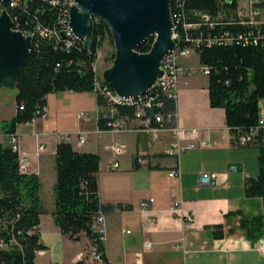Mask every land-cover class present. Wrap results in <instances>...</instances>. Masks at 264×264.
Listing matches in <instances>:
<instances>
[{
  "label": "crops",
  "instance_id": "1",
  "mask_svg": "<svg viewBox=\"0 0 264 264\" xmlns=\"http://www.w3.org/2000/svg\"><path fill=\"white\" fill-rule=\"evenodd\" d=\"M191 59H183L181 64L191 66ZM45 100L43 117L16 127L21 149L28 156L26 172L36 174L41 184L43 212L38 233L45 249L36 253L35 264H41L39 257L44 258L42 264H90L88 239L67 238L52 215L55 148L66 141L56 135L78 130L87 132L86 142L78 145L74 135L66 142L77 152L99 157L96 184L100 203L107 209L103 248L109 264H264V223L262 236L256 240L245 238L239 229L240 214L262 215L264 221L261 199L244 195L245 180L257 176V149L254 145L239 147L232 141L224 110L209 106L207 76H179L175 116L177 124L201 129L202 137L211 146L182 152L177 159L164 152L172 142L169 132L151 141L143 131L100 130L99 117L106 108L97 103L95 91L50 93ZM258 108L261 114L264 99L259 101ZM70 111L73 117L68 123ZM14 112L15 102L12 116ZM131 124L141 129L138 120ZM115 141L124 144L120 154L108 148ZM0 142L8 144L3 132ZM36 145L43 146L38 156ZM114 163L117 168H112ZM231 165L236 166V172H228ZM175 168L179 176L169 177V171ZM201 170L218 174L217 183L199 186ZM150 198L151 207L141 211L140 201ZM175 202L177 213L171 211ZM217 232L222 237H215ZM177 243L181 246L176 247ZM75 244L79 246L77 250Z\"/></svg>",
  "mask_w": 264,
  "mask_h": 264
},
{
  "label": "trees",
  "instance_id": "2",
  "mask_svg": "<svg viewBox=\"0 0 264 264\" xmlns=\"http://www.w3.org/2000/svg\"><path fill=\"white\" fill-rule=\"evenodd\" d=\"M235 6V0L229 6L223 5L225 21L213 30L201 25L195 31L206 33L208 30L211 35L228 32L234 38L232 43H216L199 49L196 54L200 66L209 67V106L224 110L225 124L232 141L235 143L240 134L254 133L252 145L257 149L258 171L255 178L245 180L244 195L246 198H260L264 207V127L258 126V103L264 99V37L256 43L246 44L237 38L244 26L227 22L233 19ZM221 8L220 0H173L171 3L172 14L174 11L186 21L192 20L193 10L206 12L215 18ZM1 9L10 15L14 29L23 33L33 30L37 23L43 27L59 28L63 14L62 5H51L48 0H21L15 6L6 2L1 4ZM177 32L181 37L182 29L178 27ZM91 38L89 50L77 42L66 48L63 42L55 39L37 35L32 38L31 52L16 79L14 115L1 122L5 135L15 133L18 125L32 121L36 112L45 106V98L50 93L95 91V83L99 80L94 71L97 52L104 40L110 38L103 21L97 20L93 24ZM152 42L153 37H149L136 50L146 53ZM95 93L97 103L104 104L106 108L105 114L99 117V128L107 130L108 105L98 92ZM148 93L152 103L146 110L147 115L160 113L166 117L175 113V100L160 91L154 92L153 88ZM133 110V107L116 106L118 116H132ZM98 169V155L77 152L66 141L58 143L55 148V209L52 215L64 236L78 241L83 235L89 243H97L103 259L107 261L103 243L96 240L90 229L93 217L107 210L99 200ZM40 187L38 176L21 172L17 153L8 144L0 142V264H35L36 253L45 249L38 233L39 216L43 212ZM263 223L262 215L240 214L239 229L245 238L256 240L262 236ZM222 235L217 232L214 236Z\"/></svg>",
  "mask_w": 264,
  "mask_h": 264
},
{
  "label": "built area",
  "instance_id": "3",
  "mask_svg": "<svg viewBox=\"0 0 264 264\" xmlns=\"http://www.w3.org/2000/svg\"><path fill=\"white\" fill-rule=\"evenodd\" d=\"M51 5H62V16L59 20L60 26L57 27H43L40 24H35L33 30L25 33L29 35L31 39L37 35L42 38L55 39L56 41L63 42V46L69 48L73 45V33L71 29H65L64 16L67 8V0H48ZM222 8L218 12V16L212 18L206 12L193 10L192 20L186 21L180 19L178 15L173 11L174 25H173V37L177 39L175 47L169 51L162 59L160 69L162 75L158 77L153 84V91H160L166 95L169 99H176V89L179 76L182 73L194 74L200 72L205 76L209 74V67L199 66L184 67L181 64L183 59H188L191 55L197 52L203 47H210L216 43H223L225 45L231 44L232 36L228 35V32L222 35H211L208 30H213L216 25L222 24L224 20L222 13L225 11L223 5L229 6L232 0H220ZM235 9L233 19L227 20L229 24L243 25V32H239L237 38L243 44L247 42L256 43L257 40L264 37V0H247L244 5H240L238 0H235ZM96 20L94 18L93 23ZM205 26L208 28L206 33L198 31L199 28ZM178 27L182 29L183 34L178 36ZM95 92H98L106 101L108 105V112L106 114V126L107 130L112 133H124L133 131H143L149 135L151 141H156L160 138L164 132H169L172 136V142L170 147L164 152L167 155L174 156L176 159L180 153L193 150L196 148H203L211 146V143L204 139L201 135L202 130L199 128H185L176 123L175 113L167 114L166 117L160 113L155 115H147L146 110L151 107L152 98L150 93H145L142 96L135 98H125L117 95L114 91H108V85H106L101 79L100 86H95ZM116 106H128L133 107L132 116H118L116 113ZM46 113V107L42 106L40 110L36 112V117H43ZM79 117V116H78ZM133 120H138L141 125L140 128L133 127L131 124ZM152 123H155L153 125ZM258 126L264 127V111L259 114ZM74 135L77 139L78 145H83L86 142L87 132L76 131L74 133L57 134V139H64L69 141L71 136ZM253 131L249 133L240 134L236 140L235 145L239 147H245L253 144ZM8 145L18 155L19 170L26 172L28 170V156L21 149L18 136L15 133L7 134ZM108 148L120 154L124 148V144L120 141L111 143ZM42 145H36L35 155L38 156L42 151ZM138 161L142 163V160ZM118 164L114 163L112 168H117ZM236 166L231 165L228 167V172H236ZM168 176L171 178L178 177L179 173L177 168L169 171ZM218 181V174L206 173L203 170L199 173L198 185L199 186H213ZM153 203V200L145 199L140 201L139 208L141 211L148 210ZM178 203L175 202L171 208V211L177 213ZM189 220V219H188ZM104 214L98 212L92 219L90 226L91 231L95 234L96 240L103 243L106 238V228L104 224ZM149 244L147 243L146 246ZM176 247H180L181 244L177 243ZM88 255L90 264H109L102 257V253L98 249L97 243H89Z\"/></svg>",
  "mask_w": 264,
  "mask_h": 264
},
{
  "label": "water",
  "instance_id": "4",
  "mask_svg": "<svg viewBox=\"0 0 264 264\" xmlns=\"http://www.w3.org/2000/svg\"><path fill=\"white\" fill-rule=\"evenodd\" d=\"M9 0H0V6ZM68 26L89 50L94 18L108 28L113 46L112 65L102 74L103 82L117 95L135 98L144 95L162 75L160 64L177 39L173 37L172 0H73ZM149 37L148 52L136 49ZM32 49V39L14 29L13 21L0 10V88H15L21 67Z\"/></svg>",
  "mask_w": 264,
  "mask_h": 264
},
{
  "label": "rangeland",
  "instance_id": "5",
  "mask_svg": "<svg viewBox=\"0 0 264 264\" xmlns=\"http://www.w3.org/2000/svg\"><path fill=\"white\" fill-rule=\"evenodd\" d=\"M246 1L247 0H238V3H240V5H244ZM113 54H114V46H113V43H112V40L110 37V38H107L104 40L101 48L97 52V58H96L95 63H94V71H95L96 76L99 80L102 79L103 72L112 65ZM191 58L192 59L189 62V65H191L193 67H199L200 64L198 62V57H197L196 52L191 55ZM195 74L203 75L200 72H196ZM15 94H16L15 88H7V87L0 88V134L2 133L1 122L3 120H9L13 114ZM72 117H73L72 111H70L68 114V117H67L68 123L71 121ZM66 124H67V122H66ZM78 131H81V130H78ZM36 140H37V136H36ZM78 247L79 246L76 245V250L78 249ZM87 250H89V244L87 246ZM38 259H39L38 261H40L41 264L44 262L43 257H39ZM83 259H86V244L84 247ZM66 264H70V263H66ZM83 264H86V262L84 261Z\"/></svg>",
  "mask_w": 264,
  "mask_h": 264
},
{
  "label": "bare ground",
  "instance_id": "6",
  "mask_svg": "<svg viewBox=\"0 0 264 264\" xmlns=\"http://www.w3.org/2000/svg\"><path fill=\"white\" fill-rule=\"evenodd\" d=\"M21 0H11L10 1V6H15L17 5ZM173 1V0H172ZM171 1V3H172ZM73 4L72 0H67V8H66V12H65V16H64V24H65V29H70L69 26H68V17H67V12H68V7L71 6ZM75 4V3H74ZM73 4V5H74ZM72 5V6H73ZM170 10H171V5H170ZM171 18H172V11H171ZM96 19V18H95ZM173 19L172 18V22H173ZM174 25V23H173ZM17 30V29H16ZM23 33V32H22ZM25 35V33H23ZM74 42H77V43H81L82 45L84 44L83 41H79L73 34V43ZM97 79V78H96ZM101 84V80H97L96 83H95V86H100ZM153 88V86L146 92L148 93L151 89ZM108 91H113L110 87H108Z\"/></svg>",
  "mask_w": 264,
  "mask_h": 264
},
{
  "label": "flooded vegetation",
  "instance_id": "7",
  "mask_svg": "<svg viewBox=\"0 0 264 264\" xmlns=\"http://www.w3.org/2000/svg\"><path fill=\"white\" fill-rule=\"evenodd\" d=\"M10 1H11V0L8 1V2H9V6H10ZM72 2H73V4H74V1H73V0H72ZM73 4H72V5H73ZM72 5H71V6H72ZM71 6L68 7L67 17H68L69 9H70ZM172 18H173V14H172ZM95 20L97 21L98 19H95ZM173 23H174V19H173Z\"/></svg>",
  "mask_w": 264,
  "mask_h": 264
}]
</instances>
